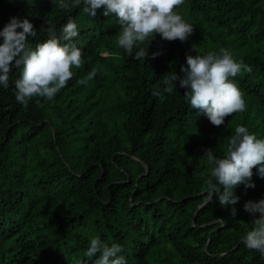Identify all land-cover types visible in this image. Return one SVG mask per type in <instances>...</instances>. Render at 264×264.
<instances>
[{
    "label": "trees",
    "instance_id": "16d2710c",
    "mask_svg": "<svg viewBox=\"0 0 264 264\" xmlns=\"http://www.w3.org/2000/svg\"><path fill=\"white\" fill-rule=\"evenodd\" d=\"M82 8L0 0V31L12 17L28 19L34 50L48 39L46 21L59 36L73 19L83 52L52 100L36 97L25 109L16 99L20 69L7 89L0 85V264H95L100 254L85 252L96 237L122 245L127 264H264L242 241L260 216L244 204L264 200V179L253 169L256 187H237L236 205L222 207L215 193L204 205L212 177L203 158L209 148L223 158L240 125L264 139V0H185L177 11L193 34L185 42L157 34L140 61L118 47L115 15L101 8L92 18ZM221 48L252 67L234 78L244 112L216 127L189 106L179 82L172 94L153 95L170 71L183 75L188 55ZM93 67L97 75L81 85Z\"/></svg>",
    "mask_w": 264,
    "mask_h": 264
},
{
    "label": "clouds",
    "instance_id": "9594fccd",
    "mask_svg": "<svg viewBox=\"0 0 264 264\" xmlns=\"http://www.w3.org/2000/svg\"><path fill=\"white\" fill-rule=\"evenodd\" d=\"M54 7L68 11L83 4L82 11L95 18L98 10L103 8V16L115 15L121 26L118 36V47L125 50L137 61L148 57L146 43H151L157 34L165 41L185 42L193 34V25L185 22L177 11L185 0H51ZM48 39L39 43L33 50L29 38H36L38 32L28 19L20 20L12 17L10 22L0 31L3 43L0 44V85L9 87L10 74L13 68L21 70V77L15 80L16 99L27 109L33 98L52 100L57 93L67 86L73 78V68L79 69L83 64V52L75 46L73 39L78 37V25L69 19L63 25L60 35L51 21H46ZM19 30V31H18ZM63 41V43H62ZM196 50V49H194ZM161 53H153L155 59ZM107 55V53H101ZM187 66H181L183 75L169 72L163 76V89L153 95L172 94L179 87L187 89L183 95L192 109L203 113L216 127L225 124L227 117L246 110L245 93L234 81L241 71L252 72V67L243 61H237L233 54L221 48L219 54H197L186 57ZM97 67H93L88 75L79 83L86 85L97 75ZM39 103V100H37ZM211 166V179H208L207 194L204 205L218 197L222 207L236 205L240 197L235 189L243 185L245 189H254L253 169L256 175L264 179V139H258L250 133L246 126H237L227 140V152L218 158L213 149H206L204 157ZM218 180V187L213 181ZM244 211L255 216L254 227L242 237L248 249L257 250L264 256V200L247 201ZM232 216H236L235 207ZM219 219V218H218ZM124 248L120 244L109 246L99 237L90 241L85 252L88 258L99 253L95 264H127L122 255Z\"/></svg>",
    "mask_w": 264,
    "mask_h": 264
},
{
    "label": "water",
    "instance_id": "95a60500",
    "mask_svg": "<svg viewBox=\"0 0 264 264\" xmlns=\"http://www.w3.org/2000/svg\"><path fill=\"white\" fill-rule=\"evenodd\" d=\"M202 206V205H201ZM208 241H209V239H208Z\"/></svg>",
    "mask_w": 264,
    "mask_h": 264
}]
</instances>
